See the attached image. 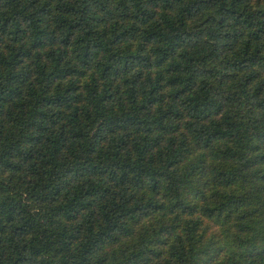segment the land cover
I'll use <instances>...</instances> for the list:
<instances>
[{
  "label": "trees",
  "instance_id": "1",
  "mask_svg": "<svg viewBox=\"0 0 264 264\" xmlns=\"http://www.w3.org/2000/svg\"><path fill=\"white\" fill-rule=\"evenodd\" d=\"M0 264H264V0H0Z\"/></svg>",
  "mask_w": 264,
  "mask_h": 264
}]
</instances>
